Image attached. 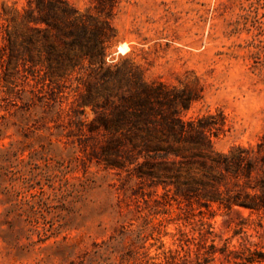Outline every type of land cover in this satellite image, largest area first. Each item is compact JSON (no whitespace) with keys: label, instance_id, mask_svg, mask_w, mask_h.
<instances>
[{"label":"trees","instance_id":"1","mask_svg":"<svg viewBox=\"0 0 264 264\" xmlns=\"http://www.w3.org/2000/svg\"><path fill=\"white\" fill-rule=\"evenodd\" d=\"M118 2L90 0L84 8L69 0L0 4L5 91L23 94L26 109L39 106L42 129L122 177L124 190L154 206L153 217L178 209L174 217L145 219L92 241L71 264H264L263 246L246 230L251 214L264 215V131L254 144L219 151L213 137L224 130V115H183L199 98L195 89L149 81L128 57L108 63ZM216 209L236 213V221L223 222L230 236L215 231ZM164 220L180 223L174 248L160 240ZM236 236L238 245L230 246Z\"/></svg>","mask_w":264,"mask_h":264},{"label":"rangeland","instance_id":"2","mask_svg":"<svg viewBox=\"0 0 264 264\" xmlns=\"http://www.w3.org/2000/svg\"><path fill=\"white\" fill-rule=\"evenodd\" d=\"M25 2L0 0L17 8ZM112 22L117 36L108 63L128 57L149 81L195 89L199 98L183 115H224V130L213 137L217 150L258 140L264 131V0H119ZM122 43L128 49L114 54ZM83 111L91 119L90 109ZM43 115L39 106L26 109L23 94L7 93L0 79V264H71L92 241L117 235L122 226L177 214L173 205L169 214L153 217L154 206L124 190L122 177L42 129ZM225 219L237 215L216 209L211 219L223 237L232 232ZM251 219L248 238L264 250V215ZM178 225L164 220L160 226L166 247H176Z\"/></svg>","mask_w":264,"mask_h":264},{"label":"bare ground","instance_id":"3","mask_svg":"<svg viewBox=\"0 0 264 264\" xmlns=\"http://www.w3.org/2000/svg\"><path fill=\"white\" fill-rule=\"evenodd\" d=\"M118 49H119V51H120L121 53H124V52L128 49V46H127V44L122 43V44H120V45L118 46Z\"/></svg>","mask_w":264,"mask_h":264},{"label":"water","instance_id":"4","mask_svg":"<svg viewBox=\"0 0 264 264\" xmlns=\"http://www.w3.org/2000/svg\"><path fill=\"white\" fill-rule=\"evenodd\" d=\"M119 53L121 52L119 51L118 46H117L116 50L114 51V54H119Z\"/></svg>","mask_w":264,"mask_h":264}]
</instances>
